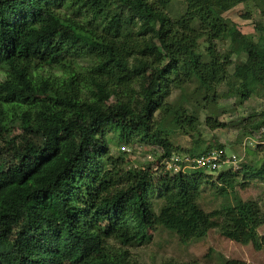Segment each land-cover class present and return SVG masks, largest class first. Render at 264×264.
<instances>
[{
    "label": "trees",
    "instance_id": "1",
    "mask_svg": "<svg viewBox=\"0 0 264 264\" xmlns=\"http://www.w3.org/2000/svg\"><path fill=\"white\" fill-rule=\"evenodd\" d=\"M249 1L0 0V264H142L125 246L159 228L184 244L217 229L264 251L262 206L238 194L246 184L233 169L216 180L161 165L155 181L109 147L112 132L139 138L164 149L162 162L221 85L230 86L223 96L246 100L264 85L263 15L253 37L224 16ZM219 41L247 54L233 73ZM206 123L224 125L212 115ZM263 123L264 110L252 126ZM199 142L185 153L213 148ZM253 171L264 174V164ZM204 187L220 206L203 207Z\"/></svg>",
    "mask_w": 264,
    "mask_h": 264
},
{
    "label": "rangeland",
    "instance_id": "2",
    "mask_svg": "<svg viewBox=\"0 0 264 264\" xmlns=\"http://www.w3.org/2000/svg\"><path fill=\"white\" fill-rule=\"evenodd\" d=\"M263 8L251 0L225 11L224 16L236 24L243 33L253 37L257 36L256 20L262 15L264 18L261 11ZM184 9L185 5L182 1L176 2L177 14L183 13ZM217 45L220 51L233 62L229 67L230 73L234 72L235 64L247 59V54H237L232 51L230 41H219ZM233 81L236 83L235 80ZM229 87V83L221 85L218 89L216 103L206 105L205 109H199L201 123L196 130L189 129L187 133L177 131L172 136L174 148L169 157H183L185 152L198 140H200L199 144L202 149L220 144L227 149L228 154H239L241 162L233 170L238 180L244 182L246 186H238L236 191L243 199L259 201L264 212V174L257 175L253 171L264 164V151L257 148L254 142V136L259 132V127L252 126L254 122L262 118L264 85L260 86L257 92L247 100L243 99L240 93L232 97L223 96L222 94L228 93ZM195 88L196 84L192 83L187 90L192 93ZM179 93V90H174L171 98L178 97ZM201 101L205 102L202 99ZM211 115L224 125L218 128L208 126L206 120ZM110 137H112L109 141L111 152L118 154L120 150L125 151L128 168L132 166L143 169L147 166L150 167L155 181L160 178L164 172L160 166L164 164L165 158H169L165 157L161 162V155L165 153L163 148L150 145L139 138L128 144L121 139L118 133L114 132L110 134ZM206 174H212L213 179L217 180V172L206 171ZM204 188L206 192L201 200L203 207L209 211L220 206L222 199L216 197L210 187ZM154 201L158 204L155 197ZM259 232L264 234V225L259 228ZM125 247L130 255L142 264H161L170 259L185 264H220L222 258L237 260L240 264H264L263 250H256L251 244L242 245L227 239L221 236L217 229L211 230L209 235L202 240L184 244L170 231L159 228L156 231H150L148 239L138 237Z\"/></svg>",
    "mask_w": 264,
    "mask_h": 264
},
{
    "label": "built area",
    "instance_id": "3",
    "mask_svg": "<svg viewBox=\"0 0 264 264\" xmlns=\"http://www.w3.org/2000/svg\"><path fill=\"white\" fill-rule=\"evenodd\" d=\"M254 138L256 146L264 149V123ZM164 160L163 165L165 170L174 174L178 172H190L196 169H204L208 172L230 170L239 165L241 157L235 153L228 154L225 147H213L199 156L185 153L183 157L171 156Z\"/></svg>",
    "mask_w": 264,
    "mask_h": 264
}]
</instances>
